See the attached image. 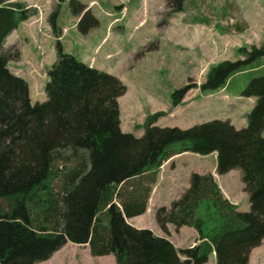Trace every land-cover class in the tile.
I'll use <instances>...</instances> for the list:
<instances>
[{"label": "trees", "instance_id": "obj_1", "mask_svg": "<svg viewBox=\"0 0 264 264\" xmlns=\"http://www.w3.org/2000/svg\"><path fill=\"white\" fill-rule=\"evenodd\" d=\"M64 1L48 17L57 36ZM69 1L81 7L75 15L83 9L77 25L83 34L98 25L89 7ZM165 1L171 12H181L188 0ZM37 13L22 0H0V264H36L69 241L88 243L94 256L113 253L117 264H204L213 253L217 264H247L264 239V74L241 91L257 99L243 128L222 119L162 127L156 124L160 111L147 116L143 135L136 136L121 128L118 99L127 85L67 52L60 40L47 100L32 103L28 81L9 68L21 51L5 44ZM239 53L245 58L218 62L200 85L175 89L172 104L182 103L190 86L214 92L236 73L262 65L264 41ZM187 151L216 153L219 174L239 169L250 209L241 211L226 198L213 173L192 172L180 197L155 213L165 233L168 224L198 232L197 244L177 248L127 218L146 211L164 162Z\"/></svg>", "mask_w": 264, "mask_h": 264}, {"label": "rangeland", "instance_id": "obj_2", "mask_svg": "<svg viewBox=\"0 0 264 264\" xmlns=\"http://www.w3.org/2000/svg\"><path fill=\"white\" fill-rule=\"evenodd\" d=\"M26 1L32 6L39 4L46 18L44 22L42 16L22 22L9 37L6 50H27L26 55L21 53L18 59L10 61V70L16 73L19 68L24 74H16L26 79L28 68L40 79L46 73L48 76V70L57 60V42L60 40L67 52L91 67L117 76L127 85L128 92L121 98L122 117L124 128H129L126 132L136 136L143 135L147 116L160 111L164 112L158 119L162 127L187 128L213 119L227 120L232 111L223 110L217 104L221 93L202 92L200 87L190 86L178 106L172 104V93L186 83L200 85L213 65L222 60L244 59L245 55L239 53L241 48L250 49L264 41V0H188L181 12H171L165 0H96L92 13L99 23L86 34L77 26L80 17L72 26L74 8L79 10L80 5L76 1L70 4L67 0L60 5V37L48 22L58 0ZM106 10L112 14L108 15ZM31 46H35L34 51L39 55L32 52ZM259 74L264 73L250 70L235 74L230 88L236 90ZM46 82L42 80V88L37 85V92L42 89L40 96H35L32 88V103L47 100ZM252 108L239 107L238 112L245 116ZM246 119L234 121L236 128H242ZM214 167H217L215 153L184 152L177 157L176 170L163 182L160 192L166 198L177 197L189 185L192 172L207 173ZM223 179L237 189L244 184L239 169H234ZM237 191L241 208L249 210L248 193L243 189ZM2 204L7 206L5 201ZM155 212L150 210L133 218L132 225L159 232ZM182 233L187 234L183 242L194 239L189 230ZM84 251L81 246H72V242H68L55 252L57 262L54 264H93L86 259ZM94 261L102 264L99 258ZM207 264H217L215 254L210 255Z\"/></svg>", "mask_w": 264, "mask_h": 264}, {"label": "crops", "instance_id": "obj_3", "mask_svg": "<svg viewBox=\"0 0 264 264\" xmlns=\"http://www.w3.org/2000/svg\"><path fill=\"white\" fill-rule=\"evenodd\" d=\"M22 1L26 2L31 7H36L37 10H38V13L36 15L32 16V17H39V16L41 17L42 16V19L41 18L40 19L42 20V22H44V20L46 18V14H45V18H44L43 17V10L39 6V4H35L34 6H32L26 0H22ZM65 1H67V0H65ZM84 4L89 5V8H91V11H93L94 7L97 5V2H96V0H88L87 2H84ZM106 13L108 15L112 14V13H110V10H106ZM80 15H81V12H80L79 15H75V17L72 18V21L74 22V24H72V26H75L76 25L77 19L80 17ZM26 21H23V22H26ZM16 29L8 36V38L6 40V43H8L9 37L11 35L15 34ZM58 37H60V36H58ZM35 43H37V41H35ZM5 46H6V44H5ZM31 48H32V52L33 53H36L37 55H39L38 51L37 52L34 51L35 46H33V47L31 46ZM20 51L22 53V56H23V53H24V55H26V52H27L26 49H23L22 48V50H20ZM22 59L23 58H20V61H22ZM28 69H29V71L28 72H25V75H26V77L29 80L26 79V78L25 79L29 83V87H30V97H31V94H32V88L34 89L33 91L35 93V96H37V95L40 96V94L42 93V89H41V92H37V90H38L37 89V85L38 86L40 85L41 88H42V80H48L47 73L45 74V76L44 75L42 76V79H40L37 76V73L34 70L33 71H30V68H28ZM253 71L254 72H257V73L264 72V60H263V64L260 65V66H257L255 68H253ZM15 72L16 73L20 72V73H23L24 74V72L21 71L19 68H17ZM237 74H239V73H236V75ZM232 77L230 78V83L228 82L229 84L227 83L224 88H221L220 90L215 91V92L222 94L221 95L222 97H220V98L217 99V104L223 110H226L227 109V111L228 110L229 111H232V114H229V115H232V116L231 117L228 116V119L227 120H230L234 124V121H240L242 119V122H243L247 118V113L248 112L246 113L245 116H242L240 114V112H238V108L239 107L249 108L250 106H253L254 107V105L256 104V98L255 97H245V96H241V91L245 88V86L247 85V83L249 81L246 82L245 84L240 85V87L238 89L232 90L230 88L231 87V81L234 78V77L233 78ZM127 92H128V90H127ZM127 92L124 95H126ZM124 95H122V96L119 97V105H120V110H121V128H122L123 131L126 132V131H128L127 129H129V128H124L125 125H124V121H123V117H122V109H121V106H122L121 98ZM31 100H32V97H31ZM38 102H40V101H38ZM246 120H247V122L245 124H243V127H245L248 124V119H246ZM156 124L159 125V120H158V122H156ZM181 154L175 155L174 157L170 158L168 161L164 162V164L161 166V168L159 170V173H158V176H157V181H156L155 184H153V189L151 191L150 197H149L148 202H147V209L145 211L146 213L149 212L150 210L152 212L153 211H156V209L158 207H160V206L168 205V204L170 205L171 201L174 200V199H176V198H178V195L180 193L184 192V190L189 186L188 185V186L184 187L183 190H181L179 192V194H177V197L176 196H170L171 198H166V196H164L163 193L160 192V189H161V187L163 185V182H165L167 178H170L171 174H173L175 172V170H176V159ZM172 164H173V166H172ZM233 171H234V169L231 170V171H229V172H227V173H225V174H219L217 172L216 167H214L213 170L211 171V173H213V175L215 176V179L218 182V184H219V186H220V188H221L224 196L226 198H228L232 203L236 204L238 206V209L239 210L246 211L244 208H241V206H240V198L241 197L239 196V193L237 191L238 189L239 190L240 189H243L244 190V184L243 185L241 184L238 187V189H237V187H231L230 184H229V182L227 181V179H223L226 175L230 174ZM241 176H242V173H241ZM219 178H222V181L221 182L219 181ZM249 207H250V202H249ZM143 214H140V215H137V216H133L131 218H127V221L130 224H132V221L131 220L133 218L139 217V216H141ZM158 226L160 227L159 224H158ZM185 230H189L190 232H192V234L190 235V236H193L194 237V239L192 241L190 240L191 239L190 238L187 241L183 242V237L185 235H187L186 233H182ZM153 232L156 235H158V236L167 237L177 248H185V247L193 246V245L197 244L196 240L198 238V232L196 231V229L194 227H191V226H188V225H184V226L180 227L177 230L176 229V226L174 224H168V233H165L162 230L161 227H160L159 232H156V231H153ZM188 242H191V243L193 242V244L188 243ZM184 243L186 245H183ZM75 245H79V246H81L85 250L84 252L86 253V256H87L86 259H88L90 262H93V264H99L98 262L94 261V258H99V260L102 262V264H117L116 257H115V255L113 253L106 254V255H100V256H94L91 253L90 245L88 243H86V244H77V243H73L72 242V246H75ZM213 254H215V253H213ZM55 255L56 254L54 253L53 256L51 258H49L48 260H45V261H42V262H38L36 264H43L45 262H48V264H54L55 262H57V259H54V256ZM180 257L182 259H184V257H182V255ZM204 264H207V262L204 263ZM247 264H264V239L262 241V244H260L259 246L253 248V250L250 253V259H249V261H248Z\"/></svg>", "mask_w": 264, "mask_h": 264}]
</instances>
